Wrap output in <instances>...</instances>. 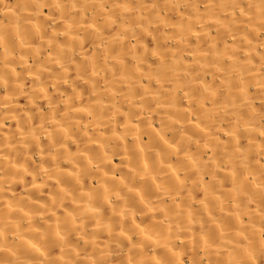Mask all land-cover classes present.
<instances>
[{"label":"bare ground","instance_id":"obj_1","mask_svg":"<svg viewBox=\"0 0 264 264\" xmlns=\"http://www.w3.org/2000/svg\"><path fill=\"white\" fill-rule=\"evenodd\" d=\"M0 260L264 264V0H0Z\"/></svg>","mask_w":264,"mask_h":264},{"label":"clouds","instance_id":"obj_2","mask_svg":"<svg viewBox=\"0 0 264 264\" xmlns=\"http://www.w3.org/2000/svg\"><path fill=\"white\" fill-rule=\"evenodd\" d=\"M0 264H18L16 260H9L7 262L0 260ZM253 264H255V261H253Z\"/></svg>","mask_w":264,"mask_h":264}]
</instances>
